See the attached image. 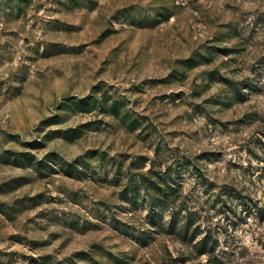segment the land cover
I'll return each mask as SVG.
<instances>
[{
  "label": "rangeland",
  "instance_id": "374dc122",
  "mask_svg": "<svg viewBox=\"0 0 264 264\" xmlns=\"http://www.w3.org/2000/svg\"><path fill=\"white\" fill-rule=\"evenodd\" d=\"M0 264H264V0H0Z\"/></svg>",
  "mask_w": 264,
  "mask_h": 264
},
{
  "label": "trees",
  "instance_id": "16d2710c",
  "mask_svg": "<svg viewBox=\"0 0 264 264\" xmlns=\"http://www.w3.org/2000/svg\"><path fill=\"white\" fill-rule=\"evenodd\" d=\"M178 215L174 212H172L170 223H169V232H175V230H178L177 232L182 234L183 237H189L188 235V229L190 226V216L188 218H185L184 222H181L180 219L177 217ZM180 220V221H179ZM193 236V235H192ZM191 238V237H190ZM208 239L205 237L204 239H201L200 241V248L199 250L202 252H210L212 249V245L208 246Z\"/></svg>",
  "mask_w": 264,
  "mask_h": 264
}]
</instances>
